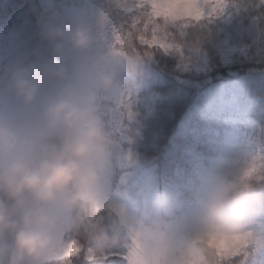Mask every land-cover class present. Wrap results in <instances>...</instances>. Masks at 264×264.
Returning a JSON list of instances; mask_svg holds the SVG:
<instances>
[{
	"label": "trees",
	"instance_id": "16d2710c",
	"mask_svg": "<svg viewBox=\"0 0 264 264\" xmlns=\"http://www.w3.org/2000/svg\"><path fill=\"white\" fill-rule=\"evenodd\" d=\"M220 3L213 12L210 2L200 19L155 18L168 45L161 48L137 39L149 9L136 0H0V94L13 69L33 66L37 99L47 103L96 57L134 55V67H122L116 85L93 97L112 142L100 169L104 198H148L160 211L155 223L187 232L193 219L182 213L186 206L164 209L167 186L180 184L178 202L197 209L216 177L247 163L256 166L253 187L264 194V0ZM46 25L61 34L49 36ZM77 28L90 38L85 48L74 45L70 30ZM93 227L127 234L110 206ZM248 231L250 242L221 264H264V202L253 207ZM72 242L82 248L78 256L49 264H129L127 243L97 252L83 228L65 231V248ZM89 249L110 255L90 261Z\"/></svg>",
	"mask_w": 264,
	"mask_h": 264
},
{
	"label": "clouds",
	"instance_id": "9594fccd",
	"mask_svg": "<svg viewBox=\"0 0 264 264\" xmlns=\"http://www.w3.org/2000/svg\"><path fill=\"white\" fill-rule=\"evenodd\" d=\"M45 29L49 36L61 34ZM70 31L75 47L89 45L86 31ZM135 62L124 52L98 56L72 86L39 106V70H12L0 94V264H49L64 252L68 229L86 230L97 252L127 243L132 264H221L250 242V215L264 194L253 187L256 166L247 163L213 180L187 232L158 223L130 226L126 235L94 231L109 206L100 169L112 142L93 97L116 85L120 69Z\"/></svg>",
	"mask_w": 264,
	"mask_h": 264
},
{
	"label": "snow or ice",
	"instance_id": "6c2138e0",
	"mask_svg": "<svg viewBox=\"0 0 264 264\" xmlns=\"http://www.w3.org/2000/svg\"><path fill=\"white\" fill-rule=\"evenodd\" d=\"M137 6L147 7L149 9L147 13V21L143 23V30L140 31L137 39L141 44L147 46H158L161 48H167L168 45L164 42L162 36H159L157 33L160 31V26L158 23H155V18H163L165 21L179 18H195L200 19L203 15L202 6L198 3V0H136ZM222 7L220 0H214L212 11H218ZM153 25L149 35V25ZM137 26V22H133V27ZM123 42V41H121ZM244 247L240 248L238 251L232 253V256L238 255ZM82 251L81 246L76 242L69 244L63 253L55 257L58 260H69L73 257L78 256ZM110 254L105 252L102 254L94 253L89 249V254L87 259L92 261L98 258L106 259ZM115 255V253H112ZM134 252L132 249H129L127 252V259L129 264H132V257Z\"/></svg>",
	"mask_w": 264,
	"mask_h": 264
},
{
	"label": "rangeland",
	"instance_id": "374dc122",
	"mask_svg": "<svg viewBox=\"0 0 264 264\" xmlns=\"http://www.w3.org/2000/svg\"><path fill=\"white\" fill-rule=\"evenodd\" d=\"M123 1L131 2L132 0ZM198 2H200L202 11L204 12L205 10H209V3L213 2V0H199ZM43 103L44 102L39 99H36L35 101L36 106H39ZM180 191V184L178 183L172 184L165 188L164 192L166 198L164 199V202H166V204L164 209H166L165 211L168 213H173L176 208L183 210V208L186 206L182 213L188 214L187 216L193 219L196 207L195 209H193L194 206L193 204H191L192 202L185 204V202L180 201V199L178 202ZM106 201L111 208L115 209L118 212L120 219L125 224L127 230L130 226H136L139 228L155 223L156 218L160 213L157 206L153 205L151 202H148V198L144 199L141 202L136 199L128 202L126 200L117 198H108L106 199Z\"/></svg>",
	"mask_w": 264,
	"mask_h": 264
}]
</instances>
